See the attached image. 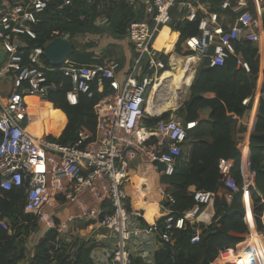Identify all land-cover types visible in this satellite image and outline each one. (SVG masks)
<instances>
[{"label":"built area","instance_id":"1","mask_svg":"<svg viewBox=\"0 0 264 264\" xmlns=\"http://www.w3.org/2000/svg\"><path fill=\"white\" fill-rule=\"evenodd\" d=\"M74 1L0 0V52L4 54L0 81L11 83L8 95L0 93V200L5 192L23 187L24 213L33 218L37 227L28 242L31 248H26L25 259L19 264H30L39 239L49 231L55 233L54 250L63 254L66 263H74L79 245L77 226L82 222L87 229H102L112 235L111 264H134L129 247L132 241L154 237L163 244L171 243L173 233L183 229L186 222L199 223L201 206L212 205L215 197L210 192H197L193 196L194 206L180 218L174 219L162 207L165 212L149 225L141 224V217L127 208L126 187L131 164L135 161L158 163L163 166L164 177L173 175L186 132L195 125L183 123L174 114L153 126L145 124L148 119L160 117L153 109L165 101L169 88L164 91L160 88L153 94L154 88L164 71L172 69L177 62L171 57L165 62L163 53L154 49L153 42L159 30L171 24L173 8L181 5L185 21L197 24V35L183 41L184 49L191 53L186 60L195 59L192 65L198 66L206 62L209 68H214L223 66L230 56H236L237 66L249 73L250 67L236 55L235 45L250 43L257 48V56L259 49L264 48V0L224 1L220 8L229 9L233 15L228 25L220 21L216 12L198 19L192 4L184 0H113L132 10L141 6L147 17L145 22H132L126 32L133 61L122 78L117 62L96 65L67 59L60 67H47L41 60L44 46L27 50L24 39H36L34 25L40 22L49 5L56 3V9L62 10L71 7ZM84 2L92 5L93 0ZM251 4L254 11L250 9ZM53 71L60 72L70 82L66 101L71 106L77 104L79 94L91 97L93 84L101 93L105 82L108 83L110 94L94 107L97 120L94 137L80 135L74 144L62 145L48 136L35 138L27 130L30 117L25 98L33 96L44 101L57 92L61 83L47 77ZM253 99L254 104L259 101L257 96ZM249 100L245 99L242 105L248 106ZM236 147L241 158L249 156L248 141L237 140ZM233 167V160L218 161L219 174L228 190L227 201L239 191L231 175ZM253 186L254 174L248 167L246 176L242 177L243 204L250 199ZM164 200L174 203L170 193L164 194ZM245 222L248 224L246 218ZM0 228L11 235L6 219L0 222ZM251 234L259 235L264 241V233L251 230L234 248L219 251L210 264H260L256 243L249 239ZM199 237L200 231L195 229L190 243L199 242Z\"/></svg>","mask_w":264,"mask_h":264},{"label":"trees","instance_id":"2","mask_svg":"<svg viewBox=\"0 0 264 264\" xmlns=\"http://www.w3.org/2000/svg\"><path fill=\"white\" fill-rule=\"evenodd\" d=\"M109 1L114 3L113 0ZM109 1L93 0L92 5H87L84 0H75L71 7L62 10H57V4L51 3L41 16L40 22L34 25L36 39H24L27 50L43 47L54 37L69 34L73 46V53L69 59L80 64L88 62L89 53L83 52L87 49L80 51L74 44L73 37L75 33L80 34L87 30L92 20L103 14L98 12V7ZM113 5L119 11V16L112 23V33L118 39H122L135 18L123 3L115 2ZM173 30L179 32L175 52L181 56H190L191 53L183 51L180 44L185 39L197 35V24L184 21L178 23ZM161 38L168 44L166 52L170 51L175 36H168L166 28ZM235 52L248 63L249 73L237 66L236 56H230L221 67L209 68L204 62L196 69L189 87V99L176 111L178 116L183 118L184 123L195 125L186 132L182 155L173 175L164 177L161 183L163 191L170 193L174 198L173 204L166 200L161 202L162 207L169 210L174 219L180 218L184 212L194 206L195 193H213L215 197L212 204L214 211L212 222L208 225L203 223L191 225L186 222L183 229L173 233L171 243L160 247L155 254L154 264H210L219 251L234 248L243 242L249 233L245 222L246 210L242 201L241 157L240 150L236 147L237 128L238 121L253 105L260 66L257 48L252 44L238 43L235 45ZM41 60L45 66H49L43 56ZM164 60L167 62L166 59ZM165 72L171 71L167 68ZM262 75L256 122L249 138L248 164L249 171L254 174L250 200L253 213L257 217L264 215V66ZM47 77L57 81V84L61 83V87L47 98L55 110L49 104H45L41 107L40 117L47 135L57 136L63 130L58 138L49 139L62 145H69L74 144L80 135L94 137L97 125L94 107L102 98L110 94L108 83L105 82L101 93L93 84L91 97L79 94L77 104L71 106L66 101V93L71 89L70 82L58 71L47 73ZM245 99H250L248 106L242 105ZM58 110L65 114L67 123L64 114ZM169 115L170 113H165L159 118L148 119L145 124L153 126L159 120L168 119ZM43 133L44 130L40 127L35 136L40 138ZM1 139L0 134V142ZM220 159L234 161L231 175L239 191L232 195L230 201L225 199L228 190L225 189L218 171ZM24 199V188L17 187L5 192L0 200V222L6 219L11 227V235L0 228V264H19L24 260L26 244L37 231L33 218L24 213ZM130 199L129 195L126 201L129 210ZM104 207L107 213H110L109 208L106 205ZM201 208L203 209L204 206ZM162 221L163 218L159 222ZM140 222L143 224L141 219ZM249 222L254 233L251 219ZM195 229L200 231L199 242L191 244L190 240ZM262 230L258 225V231L262 232ZM249 239L256 243L260 264H264V241L259 235L253 234ZM55 244V233L53 231L45 233L35 246L30 264H85V246L76 250L74 263H66L65 258H62L63 254L54 250Z\"/></svg>","mask_w":264,"mask_h":264},{"label":"crops","instance_id":"3","mask_svg":"<svg viewBox=\"0 0 264 264\" xmlns=\"http://www.w3.org/2000/svg\"><path fill=\"white\" fill-rule=\"evenodd\" d=\"M186 2H189L192 4L194 11L197 13L198 19L204 17V15L212 12H216L220 15V21H224V25H228L232 23L233 15L229 9H221V4L226 0H184ZM229 1V0H228ZM112 3V4H110ZM115 3V2H114ZM113 2H104L102 5L98 7V12L103 13L99 14L97 17H95L92 20V23L89 25L88 29L91 28L92 32L90 34H87L90 38H103L105 37V34L102 35L101 32H105L106 29L112 30V23L115 22V20L119 16V11L114 7ZM128 8V7H127ZM250 9L254 11V7L252 4L250 5ZM128 11L134 16L135 20L133 22H145L147 20L146 14L144 9L141 6L136 7L135 9L128 8ZM97 12V13H98ZM172 16V22L168 26L162 27L154 42L153 47L155 46V41L157 40L158 36L160 35L161 31L166 27L168 29V36L174 35L175 36V42L173 45V48L166 52V49L160 48L154 49L161 51L163 53V58L168 59V57H171V59H175L176 61L181 60L182 62H185L187 71L186 74L190 75L189 78L187 77V81L185 82L186 88H188L191 85V82L193 80V72H188L190 69V66L193 62H195L193 59L186 60V56H181L175 52L176 46L179 41V32L173 30L174 27L180 23L184 22V16L185 11L182 9L181 5H176L173 10L171 11ZM263 20H264V14H263ZM107 33V32H106ZM106 37H108L106 35ZM105 37V38H106ZM110 40L106 43H103L102 40L100 44H98V47L94 46L93 48L87 49L90 50L87 53H89V59L88 62L82 63V64H96V65H104V57L105 56H111L113 59H111L110 62H117L120 65V77L122 78L124 74L128 71L132 61H133V50L132 45L128 43L126 37L124 36L122 39H118L116 36H110ZM102 44L109 45L107 46V51L104 50ZM183 51L186 52V50L183 47V42L180 44ZM103 48V49H102ZM260 54L258 55L259 60V74L257 79V93L255 90L254 96H258V92L260 91V88L262 87L260 84L263 82V75L262 70L264 66V48L261 47ZM106 52V53H105ZM101 53V54H100ZM185 58V59H183ZM73 61L72 59H68ZM75 62V61H74ZM178 67V65H175ZM170 70V69H169ZM165 75H178L177 72L171 73V72H165L161 75L159 78V83L157 82L155 86L160 87L163 91L167 88L166 86H162V77ZM191 77V78H190ZM189 85V86H188ZM156 88V87H155ZM159 88V89H160ZM167 93L169 94L167 98L171 97V93H173V89L171 87H168ZM10 90V82L9 81H0V93L8 92ZM4 92V93H5ZM182 91L178 90V93H181ZM3 93V94H4ZM2 94V95H3ZM152 98V95L150 96ZM166 98V99H167ZM38 99V98H37ZM39 100V99H38ZM149 100V99H148ZM181 100V99H180ZM188 100V98H187ZM254 100V99H253ZM39 102L47 103L52 108V104L49 103L47 100H39ZM150 102V100H149ZM163 102V101H162ZM160 102L156 106H159L162 104ZM259 103V101H258ZM258 103L251 106V109L245 114V116L238 121V128H237V137L238 141L249 142V138L251 133L253 132L255 122H256V114L258 110ZM180 103H177L174 98H172L171 103L168 107H166L163 111H156L157 108L154 107L153 110L156 112V116H161L165 113H170V115L176 113V111L179 109L178 106ZM183 106V105H182ZM38 107L41 109L38 105H31L29 109V116H30V129H34L35 132L34 135H36L37 130L41 127L44 130V133L41 137H45L48 135L46 134V129L42 123L40 113L38 115H35V111L38 110ZM169 107L175 108L173 111H166ZM178 108V109H177ZM54 109V108H53ZM55 110V109H54ZM57 111V110H56ZM60 111V110H58ZM149 111V108H148ZM63 113L62 111H60ZM253 113V115H252ZM64 114V113H63ZM65 116V114H64ZM179 119L183 122V118L178 116ZM65 120L67 123V118L65 116ZM245 120V121H244ZM253 120V121H252ZM184 123V122H183ZM254 123V126H253ZM66 126V124H65ZM64 126V128H65ZM251 127V129L248 128ZM28 128V127H27ZM63 128V129H64ZM63 131V130H62ZM62 131L59 133L61 134ZM30 133V132H29ZM31 134V133H30ZM58 134V135H59ZM45 135V136H44ZM33 136V135H32ZM60 136V135H59ZM37 138L36 136H33ZM53 138V137H52ZM249 164V156H245L244 158H241L240 160V172L242 177H245L247 174V168ZM164 179V176L162 175V170L159 169V164L154 162H141V161H135L131 164L129 169V179L127 183V193L128 198L129 195L131 196L130 199V205L131 210L135 213H137L143 221V224L149 225L152 224L154 221H156L158 218L162 216V214L165 212L162 208L161 202L164 200V194L165 192L162 189V180ZM129 200V199H128ZM245 209L246 214L245 218L249 224V219L252 221V228L254 231L258 233H264V215L257 217L253 213V205L250 199H248V202L245 203ZM214 216L213 211V205H208L203 208V211L201 215L199 216V223L203 224H210L212 222V218ZM250 217V218H249ZM140 222V221H139ZM247 224V225H248ZM258 225L262 227V232L258 231ZM86 223H78V231H79V245L78 248L81 246H85L84 248V261L85 264H111L110 262V251L113 246L114 238L112 235H110L108 232L102 229H94L90 230L86 228ZM251 224L250 227L248 226V231L250 233L251 231ZM261 229V228H260ZM93 243H100L102 246L97 247L92 250L90 254V263H88L85 260V249L93 244ZM163 245L162 242H159L158 239H154V237H147L143 239H137L130 243L129 247L134 255V264H140L136 263V259L139 258L142 260L143 264H154V260L152 261V258L154 259L155 254L160 250V247Z\"/></svg>","mask_w":264,"mask_h":264},{"label":"bare ground","instance_id":"4","mask_svg":"<svg viewBox=\"0 0 264 264\" xmlns=\"http://www.w3.org/2000/svg\"><path fill=\"white\" fill-rule=\"evenodd\" d=\"M166 29V27L161 31L160 35L158 36L157 40L155 41V48L156 49H160V48H165L167 50L168 44L165 40H162V35H163V31ZM185 59V58H184ZM194 61H196L194 59ZM175 65H178V75H165L162 77V86H166V88L171 87L173 89V93H171V97L165 99V101L162 102L161 105L156 106L157 110L156 111H163L166 107H168L171 103L172 98H174V100L177 103H180V99L182 97V94L184 93V90L186 89L185 86V82L187 81V77L189 78L190 75L186 74L187 71V67L185 62H182L181 60H178ZM176 66H174L173 68H175ZM172 68V69H173ZM171 70V69H170ZM191 78V77H190ZM189 86V85H188ZM156 88H154V92L153 94L160 88L158 86H155ZM178 90L182 91L181 93H178ZM151 94V95H153ZM26 104H27V108H28V115H29V109L31 105H38L40 107H42L43 105L47 104V103H42L39 102V100L36 97L30 96V97H26L25 98ZM149 108L150 109V104L147 107V110ZM172 110V109H171ZM30 117V116H29ZM30 129V125H28L27 130L29 131ZM31 133V135L35 136L33 132L29 131ZM45 136V135H44ZM42 138V137H40Z\"/></svg>","mask_w":264,"mask_h":264},{"label":"water","instance_id":"5","mask_svg":"<svg viewBox=\"0 0 264 264\" xmlns=\"http://www.w3.org/2000/svg\"><path fill=\"white\" fill-rule=\"evenodd\" d=\"M73 53V46L70 39L69 34H65L63 36H56L49 42L44 45L43 48V57L48 62V65L51 67H60ZM4 58L3 52H0V63ZM194 79V78H193ZM10 82V81H9ZM190 87V86H189ZM11 91V83H10V90L8 92H3L4 96L8 95ZM189 99V97H188ZM159 169L162 170L163 166L159 164ZM102 246L100 243H93L89 245L85 249V260L90 263V254L93 249ZM142 263V260L137 258L136 263Z\"/></svg>","mask_w":264,"mask_h":264},{"label":"rangeland","instance_id":"6","mask_svg":"<svg viewBox=\"0 0 264 264\" xmlns=\"http://www.w3.org/2000/svg\"><path fill=\"white\" fill-rule=\"evenodd\" d=\"M92 32V30H91V28L90 29H87V30H85L83 33H80V34H78V33H75V36L73 37V41H74V44L76 45V47L81 51V50H85V49H90V48H93L94 49V46H95V48H96V46L98 47V44H100V42L102 41V40H104V41H102L103 43H106L107 41H109L110 40V36H113V33H112V30L111 29H106V31L105 32H101V34L102 35H104L105 34V37H106V35L108 36V37H101V38H99V37H95V38H90L87 34H90ZM107 32V33H106ZM107 46H109V45H106V44H102V47L104 48H102L103 49V52H104V50L105 51H107ZM91 50V49H90ZM90 50H85V51H83V52H88V51H90ZM106 53V52H105ZM101 54V53H100ZM111 59H113V57L111 58V56L109 55V56H105L104 57V61H103V64L105 65V64H107V63H109L110 61H111ZM198 68V64H195V65H192L191 64V66H190V69H189V71L188 72H194L196 69ZM177 70H178V67L176 66L175 68H173V69H171L170 71L171 72H173L174 74L177 72ZM195 74V73H194ZM194 74H192V75H194ZM261 86H262V84H260ZM257 88V87H256ZM261 92V88H260V91L258 92V96H257V99L258 100H260V93ZM256 93H257V89H256ZM189 88H186L185 90H184V93L182 94V97H181V101H180V105L178 106V108H180L186 101H187V98L189 97ZM258 103V101H256V104ZM258 107V106H257ZM171 107H169L168 109H170ZM177 108V109H178ZM167 109V111H173V110H175V108H171L172 110H168ZM41 112V109L38 107V110L37 111H35L34 113H35V115H38L39 113ZM174 115H176V116H178V114L177 113H174ZM252 115H253V113H252ZM245 121V120H244ZM253 121V120H252ZM29 131H31V132H35L34 131V129L32 128V129H29ZM45 135H47V133L45 134ZM48 137H53V138H58V135L57 136H52V135H48ZM237 140H238V137H237ZM254 230V229H253ZM26 248H31V244L30 243H27L26 244ZM27 252H30V250L29 249H27Z\"/></svg>","mask_w":264,"mask_h":264}]
</instances>
